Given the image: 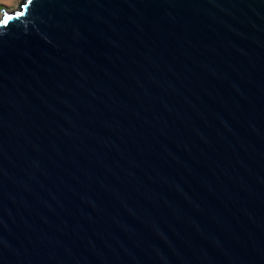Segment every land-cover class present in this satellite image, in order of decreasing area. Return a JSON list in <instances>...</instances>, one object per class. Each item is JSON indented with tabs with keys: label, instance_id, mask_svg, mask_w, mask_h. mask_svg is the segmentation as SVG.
<instances>
[{
	"label": "water",
	"instance_id": "1",
	"mask_svg": "<svg viewBox=\"0 0 264 264\" xmlns=\"http://www.w3.org/2000/svg\"><path fill=\"white\" fill-rule=\"evenodd\" d=\"M1 14L0 264H264V0Z\"/></svg>",
	"mask_w": 264,
	"mask_h": 264
},
{
	"label": "rangeland",
	"instance_id": "2",
	"mask_svg": "<svg viewBox=\"0 0 264 264\" xmlns=\"http://www.w3.org/2000/svg\"><path fill=\"white\" fill-rule=\"evenodd\" d=\"M21 0H0V4H4V5H8V6H12V7H8L10 9H15L18 7L19 3H20ZM16 2V4H15ZM4 7H0V16L2 15L1 14V10L3 9ZM7 8V7H6Z\"/></svg>",
	"mask_w": 264,
	"mask_h": 264
},
{
	"label": "trees",
	"instance_id": "3",
	"mask_svg": "<svg viewBox=\"0 0 264 264\" xmlns=\"http://www.w3.org/2000/svg\"><path fill=\"white\" fill-rule=\"evenodd\" d=\"M0 6H1V7H7V8L10 7V6H8V5H4V4H1Z\"/></svg>",
	"mask_w": 264,
	"mask_h": 264
},
{
	"label": "crops",
	"instance_id": "4",
	"mask_svg": "<svg viewBox=\"0 0 264 264\" xmlns=\"http://www.w3.org/2000/svg\"><path fill=\"white\" fill-rule=\"evenodd\" d=\"M15 4H16V2H15ZM1 5V4H0ZM1 7V6H0ZM10 7H12V6H10Z\"/></svg>",
	"mask_w": 264,
	"mask_h": 264
}]
</instances>
